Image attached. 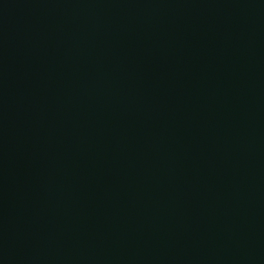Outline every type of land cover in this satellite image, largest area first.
Here are the masks:
<instances>
[{
    "label": "water",
    "instance_id": "obj_1",
    "mask_svg": "<svg viewBox=\"0 0 264 264\" xmlns=\"http://www.w3.org/2000/svg\"><path fill=\"white\" fill-rule=\"evenodd\" d=\"M0 264H264V0H0Z\"/></svg>",
    "mask_w": 264,
    "mask_h": 264
}]
</instances>
